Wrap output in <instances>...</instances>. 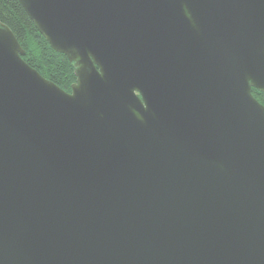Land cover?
<instances>
[{
	"label": "water",
	"instance_id": "water-1",
	"mask_svg": "<svg viewBox=\"0 0 264 264\" xmlns=\"http://www.w3.org/2000/svg\"><path fill=\"white\" fill-rule=\"evenodd\" d=\"M72 91L0 22V264H264V0H19Z\"/></svg>",
	"mask_w": 264,
	"mask_h": 264
},
{
	"label": "trees",
	"instance_id": "trees-1",
	"mask_svg": "<svg viewBox=\"0 0 264 264\" xmlns=\"http://www.w3.org/2000/svg\"><path fill=\"white\" fill-rule=\"evenodd\" d=\"M0 22L10 26L19 38L26 51L23 58L29 65L62 89L72 91V85L77 81L74 63L49 44L19 0H0ZM252 91L256 99L264 104V92L256 88Z\"/></svg>",
	"mask_w": 264,
	"mask_h": 264
}]
</instances>
